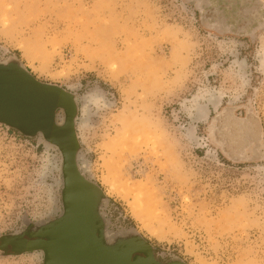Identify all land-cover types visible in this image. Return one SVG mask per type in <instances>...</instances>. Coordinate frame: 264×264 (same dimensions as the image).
I'll return each mask as SVG.
<instances>
[{
  "label": "rangeland",
  "instance_id": "rangeland-1",
  "mask_svg": "<svg viewBox=\"0 0 264 264\" xmlns=\"http://www.w3.org/2000/svg\"><path fill=\"white\" fill-rule=\"evenodd\" d=\"M13 56L80 96L113 231L187 264H264V0H0ZM59 167L0 125V238L60 214Z\"/></svg>",
  "mask_w": 264,
  "mask_h": 264
},
{
  "label": "water",
  "instance_id": "water-1",
  "mask_svg": "<svg viewBox=\"0 0 264 264\" xmlns=\"http://www.w3.org/2000/svg\"><path fill=\"white\" fill-rule=\"evenodd\" d=\"M80 111L76 92L38 80L15 56L0 61V125L56 151L61 182L60 214L24 220L22 230L0 238V256L37 253L42 264H187L177 257L157 260L154 247L135 229H111L110 201L82 170Z\"/></svg>",
  "mask_w": 264,
  "mask_h": 264
},
{
  "label": "flooded vegetation",
  "instance_id": "flooded-vegetation-1",
  "mask_svg": "<svg viewBox=\"0 0 264 264\" xmlns=\"http://www.w3.org/2000/svg\"><path fill=\"white\" fill-rule=\"evenodd\" d=\"M22 230V229H21ZM19 231V230H18ZM156 258H157V260H159L160 262H167L169 259L168 258H162L161 256H158V255H156Z\"/></svg>",
  "mask_w": 264,
  "mask_h": 264
},
{
  "label": "bare ground",
  "instance_id": "bare-ground-1",
  "mask_svg": "<svg viewBox=\"0 0 264 264\" xmlns=\"http://www.w3.org/2000/svg\"><path fill=\"white\" fill-rule=\"evenodd\" d=\"M70 90H72V89H70ZM82 170L85 172L84 167H82ZM85 173H86V172H85Z\"/></svg>",
  "mask_w": 264,
  "mask_h": 264
}]
</instances>
